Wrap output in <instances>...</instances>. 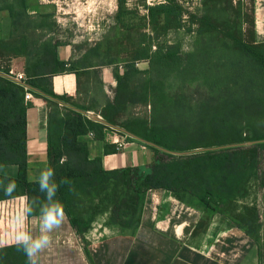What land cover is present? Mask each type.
Instances as JSON below:
<instances>
[{"label": "trees", "instance_id": "16d2710c", "mask_svg": "<svg viewBox=\"0 0 264 264\" xmlns=\"http://www.w3.org/2000/svg\"><path fill=\"white\" fill-rule=\"evenodd\" d=\"M7 3L13 23L24 30L29 28L26 0ZM242 3V0H238L237 5L233 0H209L201 14H190L197 33V46L191 53L182 54L175 43L153 44L156 50L152 52L150 44L146 52L123 64L122 74L117 65L113 101L106 104L100 114L110 126L78 111L89 112L87 106L54 93L52 76L75 70L70 63L58 58V47L64 44L58 40L53 43L52 39L39 42L43 34L21 36L18 52L27 57L25 85L31 88L26 89L10 79L9 70L0 69V167L16 165L19 169L16 178L0 176L4 184L9 180L16 183L11 196L0 189V201L25 195L28 207L33 208L29 215H35L39 210L33 201L44 198L38 181L27 180L25 95L30 91L49 106L48 167L55 170L56 199L62 203L79 235L101 216L106 217L107 225L119 228L122 233L135 234L148 191L163 189L183 203L202 209L201 229L209 225L214 214H220L262 251L263 224L256 207L251 208L242 222L228 216L225 210L226 207H247L242 204L249 189L253 185L264 188V141L250 146L234 145L264 140V134L257 132L255 126L258 116L264 115V98H236L234 94L236 99H227L236 89L248 90L251 83L259 88L264 83V42H256L254 0H251L250 41L242 38L246 22ZM15 5L18 11L13 12ZM223 9L229 14L226 19L217 13ZM149 12L154 29L160 27L168 34L184 27V10L177 0H164L149 7ZM51 17V14L44 15L38 27L41 30L48 27L51 32L55 28L57 32L56 21H51ZM221 29L227 30L225 37L231 40L226 41H231L234 53H220L225 40L216 39V35ZM236 29L238 34L233 33ZM39 43L42 44L37 48ZM89 51L100 56L98 45ZM143 59L148 61L149 67L142 70L137 64ZM160 99L167 107L177 105L183 120L170 124L163 121L164 114L156 105ZM137 104L156 107L152 120L135 116L123 119L129 108ZM186 118L195 122L185 121ZM244 125L253 129L252 136H244ZM115 127L170 151H202L176 155L116 130L120 136L148 148L153 158L147 166L106 169L101 158L90 157L88 144L79 138L93 132L96 139L105 140L107 130ZM221 146L227 147L203 150ZM9 251V248L0 249V263L10 261L9 254L6 255ZM21 264H26V260Z\"/></svg>", "mask_w": 264, "mask_h": 264}, {"label": "crops", "instance_id": "0c3cea01", "mask_svg": "<svg viewBox=\"0 0 264 264\" xmlns=\"http://www.w3.org/2000/svg\"><path fill=\"white\" fill-rule=\"evenodd\" d=\"M16 1L0 0V69L23 73L26 81L27 57L18 52L21 48L20 37L43 34V39L39 41L42 43L50 39L55 43L58 39L55 28L51 32L47 30L48 27L42 30L38 27L44 15L51 14L53 22L55 16L31 7L30 0H26L29 28L24 30L15 25L5 2L16 4ZM14 11H18L16 5ZM254 18L256 42L263 43L264 0H254ZM89 50L73 49L71 44L58 47V58L70 63L75 70L53 75L52 89L57 95H66L87 106L89 113L101 116L103 108L114 98L116 64L101 61V55L97 56ZM32 95L30 100H26L29 182L38 181L41 171L48 168L49 163L50 109L44 99ZM121 138L119 150L115 149L116 144L109 138L98 140L93 132L79 139L88 144L90 157L101 158L106 169L147 166L151 163L153 154L148 148L123 136ZM18 174L16 165L0 167L2 177L16 178ZM28 208L25 195L0 201V249H10L6 254H9L10 261L0 264L25 262L24 253L18 251L14 243V235L19 229L39 233V214L29 215ZM202 217L201 208L185 204L163 189L148 191L141 223L135 234L122 233L119 228L107 225L106 217L101 216L79 235L65 213L61 226L50 234L51 243L39 254L38 264H264V211L262 251L224 216L214 214L209 225L201 229L199 224Z\"/></svg>", "mask_w": 264, "mask_h": 264}, {"label": "rangeland", "instance_id": "374dc122", "mask_svg": "<svg viewBox=\"0 0 264 264\" xmlns=\"http://www.w3.org/2000/svg\"><path fill=\"white\" fill-rule=\"evenodd\" d=\"M30 1L31 7L42 12H51L55 16L58 27L56 37L60 42L71 44L73 49L83 51L98 45L101 50L99 54L103 57L100 58L101 61L115 62L116 65L114 67L116 68L119 65L117 70L122 74L124 70L123 64L138 57L139 54L146 52L150 44L152 52L156 50V47H152L153 44L158 46L164 45L165 43L177 44L182 54L195 51L197 46V33L195 32L196 26L190 22V14H201L206 7L205 3L209 0H177L184 10V27L182 29L172 30L168 34L160 29V27L154 29L150 21L149 7L163 3L164 0H122L121 3H119V0ZM242 1L246 21L243 25L242 38L250 41L251 0ZM233 2L234 5H237L238 0H233ZM217 13H220L222 18L225 19L229 15L224 9ZM226 32V29H221L216 35V39L225 40L219 48L220 53H231L233 51L231 41H226L227 39L231 40L229 36L227 38L225 37ZM233 33L238 34V29ZM138 62V68L142 70L149 67L146 59L139 60ZM248 87L250 88L248 90L241 91L239 88L236 89V92L232 91L229 93L230 95L228 94L227 99L234 100L241 96L247 98L259 96L264 98V83L259 88L253 83L248 85ZM234 94H237L236 98ZM164 104L163 99H160L158 104H156L161 114L162 112L164 114L162 115L163 121L170 124L176 123L179 119L183 120L179 117L181 111L177 105L174 104L167 107ZM155 108L152 104H137L129 108L123 119L129 116H135L152 120ZM91 114L95 113L91 112ZM87 117L91 119L88 115ZM185 121L195 122L192 118H186ZM255 123L257 132L264 134V115H259ZM244 126V136H252L253 129L247 125ZM117 131L116 129L107 130L106 137L111 138L116 136V134H119ZM119 139L122 140L121 137ZM249 190V195H247L242 204L248 206L226 207L227 215L242 222V219L248 217L251 208L256 207L259 221L263 224L264 188L253 185Z\"/></svg>", "mask_w": 264, "mask_h": 264}, {"label": "clouds", "instance_id": "9594fccd", "mask_svg": "<svg viewBox=\"0 0 264 264\" xmlns=\"http://www.w3.org/2000/svg\"><path fill=\"white\" fill-rule=\"evenodd\" d=\"M55 170L48 167L41 171L38 178L39 191L44 194L43 201L36 198L33 203L39 210V233L33 234L25 229L15 232L14 243L18 251H22L26 257V264H38L39 254L51 243V233L59 228L65 218L62 203L56 199L58 185L55 182ZM0 189L6 196L16 189L15 181L9 180L4 184L0 180ZM33 208L27 209L31 213Z\"/></svg>", "mask_w": 264, "mask_h": 264}, {"label": "water", "instance_id": "95a60500", "mask_svg": "<svg viewBox=\"0 0 264 264\" xmlns=\"http://www.w3.org/2000/svg\"><path fill=\"white\" fill-rule=\"evenodd\" d=\"M28 87H30V86H28ZM30 88H31V87H30ZM35 91H36V92H39L38 90H35ZM78 111H80V112H82V113H84V114H87V115H88L92 120H94V121L102 122V123H105L106 125H109V126H110V124H108V123H107V122H106L101 116H99V115L91 114V113H89V112H84V111H81V110H78ZM115 129H116V130H119L120 132H123V133L129 135L130 137H132V138H134V139H136V140H139V141H141V142H143V143H145V144H149V145H151V146L157 147V148H159V149H161V150H163V151H165V152H169V153H172V154H176V155H185V154H191L192 152L202 151L201 149H197V150H194V151H187V152H174V151H170V150L164 149V148H162V147H160V146H157L156 144L151 143V142H149V141H147V140H144V139H142V138H140V137H138V136H136V135H134V134H132V133L126 131V130L123 129V128L115 127ZM262 141H264V140H260V141H253V140H251V141H247V142L242 143V144H234V145L250 146V145H254V144L258 143V142H262ZM222 147H227V146L214 147V148H206V149H203V150H212V149L222 148Z\"/></svg>", "mask_w": 264, "mask_h": 264}, {"label": "built area", "instance_id": "2783aa9c", "mask_svg": "<svg viewBox=\"0 0 264 264\" xmlns=\"http://www.w3.org/2000/svg\"><path fill=\"white\" fill-rule=\"evenodd\" d=\"M8 77L10 79H12L14 82L19 83V84L23 85L26 89H28V86L25 85V82H24L25 81V76H24L23 73H16L13 70H10ZM32 97H33L32 93L30 91H27L26 95H25V100H30ZM119 137H121V136L119 134H116V136L111 137L112 139L109 138L110 141H112L113 143H115L117 145V149L118 150L122 146L121 140L119 139Z\"/></svg>", "mask_w": 264, "mask_h": 264}]
</instances>
